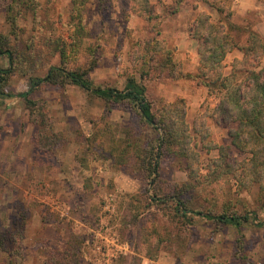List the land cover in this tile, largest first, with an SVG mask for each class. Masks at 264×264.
<instances>
[{
	"label": "rangeland",
	"instance_id": "374dc122",
	"mask_svg": "<svg viewBox=\"0 0 264 264\" xmlns=\"http://www.w3.org/2000/svg\"><path fill=\"white\" fill-rule=\"evenodd\" d=\"M148 1L149 20L133 12L130 0L86 4L89 35L84 43L95 47L96 67L88 74L94 84L122 89L128 76L139 78L138 43L153 37L163 39L182 72H196L198 45L188 30L199 11L209 12L213 20L218 18L216 11L201 0H185L176 12H172L171 0ZM207 1L220 2L234 12L233 21L253 23L257 32H264L260 13L237 15L232 0ZM9 2L0 0V33L22 52L46 53L45 39L69 29L70 0H34L36 13L23 7L16 27L6 17ZM29 44L34 49L26 47ZM234 54H227L224 60L225 74ZM41 60L44 67L32 75L44 78L49 66L59 60L44 55ZM156 62L149 63V68L154 67L144 80L148 100L157 110L184 99L202 172L210 173L207 167L217 151L200 143L195 128L206 107H215L218 99L195 79L173 77L169 67ZM8 66L7 58L0 57V67ZM29 89L27 76L14 74L6 87L12 96L0 97V264H264V226L257 225L264 221V192L256 185L237 189L234 179L222 175L202 193L187 196L193 204L206 199V207L194 205L202 214L207 212L205 208L213 212L228 206L234 214L247 216L249 221L239 228L190 211L186 216L192 220L186 221L181 213H174L170 203L152 199L154 188L143 176L140 160L118 159V151L110 153V143L124 138L125 130L133 132L143 147L157 136L150 126L140 125L139 116L127 104L112 105L107 113L104 101L78 86L62 88L41 82L30 96L44 103L47 134L57 135L53 146L42 151L35 147L37 125L29 119L18 95ZM205 124L207 143H229V124L211 117ZM231 156L244 157L236 152ZM160 169L166 185L187 180V173L171 158L165 157Z\"/></svg>",
	"mask_w": 264,
	"mask_h": 264
},
{
	"label": "trees",
	"instance_id": "16d2710c",
	"mask_svg": "<svg viewBox=\"0 0 264 264\" xmlns=\"http://www.w3.org/2000/svg\"><path fill=\"white\" fill-rule=\"evenodd\" d=\"M34 0H10L5 10L9 23L17 26L18 15L23 13V7H31L36 11ZM91 0H70L67 33L48 36L45 39L47 52L25 53L18 50V46L11 44L8 36L0 33V57H6L9 66L0 67V97H11L6 87L12 75L27 76L30 89L18 94L29 111V119L36 123L37 131L34 135L35 147L46 151L55 143V133L48 135L49 119L44 103L31 98V93L43 81L56 87L66 85L78 86L88 94L105 102L106 112L111 113L112 105L127 104L136 113L142 124L148 125L156 131L154 142L146 147L141 145L139 138L129 130H125L124 138L119 142H111L109 151H118L119 157H136L140 160L141 172L154 188L152 199L155 202L169 204L177 215L186 221L192 218L186 212L201 215L194 209V205L205 206L203 202L193 204L187 196L191 192L208 188L219 180L222 175H228L235 181L237 189H250L257 186L264 192V37L253 28V23H237L232 20L234 12L224 8L220 2L208 3L218 14L216 20L209 12L199 11L194 17L188 33L197 41L199 61L196 72L184 73L178 63L172 61L171 51L165 48L163 39L153 37L148 42L138 43L137 57L140 60L139 78L130 75L126 78L122 89L96 85L88 77L89 72L96 67L95 47L85 45L84 40L89 35L84 16V9ZM176 12L185 0H171ZM219 1V0H218ZM264 2V0H262ZM133 12L144 15L148 20L152 18L148 0H130ZM141 8H139V6ZM15 6V7H14ZM15 9V14H14ZM36 13V12H35ZM26 47L32 48L29 44ZM237 50L240 57H235L231 63L229 73H224V60L227 54ZM44 56L58 57L57 65H50L44 78L33 76V71L44 67L41 58ZM84 57V62L81 58ZM158 61L161 67H169L173 77H189L204 86L209 95L218 99L215 107H206L205 114L195 131L200 133V143L209 150H216L217 155L212 158L204 174L200 166V154L192 143L193 136L186 120L184 99L166 103L155 110L148 100L147 89L144 84L150 69L149 63ZM40 62V63H39ZM156 62L155 64H158ZM39 63V64H38ZM158 67V66H157ZM31 72V73H30ZM211 117L218 123L229 124L227 135L229 143L217 145L206 142L205 119ZM232 152L243 154L242 159L232 157ZM115 155H113L114 157ZM165 157L171 158L187 173V180L181 183L164 184L161 175V164ZM213 176L210 178L209 176ZM170 200V201H168ZM207 202V201H206ZM213 204V203H212ZM202 215L219 224L231 225L239 228L248 222L247 216L237 215L228 206L220 210L205 208ZM179 216V215H178ZM258 226H264L258 222ZM3 243L0 240V247ZM150 256V255H149ZM148 256V257H149ZM152 257V256H150ZM149 257V258H150Z\"/></svg>",
	"mask_w": 264,
	"mask_h": 264
},
{
	"label": "crops",
	"instance_id": "0c3cea01",
	"mask_svg": "<svg viewBox=\"0 0 264 264\" xmlns=\"http://www.w3.org/2000/svg\"><path fill=\"white\" fill-rule=\"evenodd\" d=\"M232 9L236 10L237 15L244 16L245 14L256 11L260 13L261 18L264 19V3L260 2L259 0H232ZM259 33L264 34L263 31L258 30ZM234 56L240 57V54L233 51Z\"/></svg>",
	"mask_w": 264,
	"mask_h": 264
}]
</instances>
